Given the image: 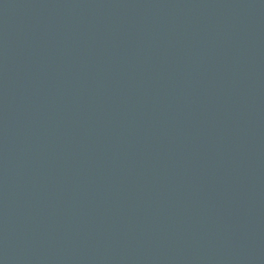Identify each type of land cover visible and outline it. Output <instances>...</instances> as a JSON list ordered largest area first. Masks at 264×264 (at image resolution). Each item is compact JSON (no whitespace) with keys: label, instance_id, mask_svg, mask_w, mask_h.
<instances>
[{"label":"water","instance_id":"1","mask_svg":"<svg viewBox=\"0 0 264 264\" xmlns=\"http://www.w3.org/2000/svg\"><path fill=\"white\" fill-rule=\"evenodd\" d=\"M0 264H264V0H0Z\"/></svg>","mask_w":264,"mask_h":264}]
</instances>
